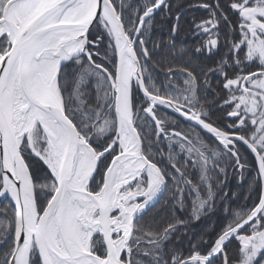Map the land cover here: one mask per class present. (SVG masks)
Instances as JSON below:
<instances>
[{
  "label": "snow or ice",
  "instance_id": "snow-or-ice-1",
  "mask_svg": "<svg viewBox=\"0 0 264 264\" xmlns=\"http://www.w3.org/2000/svg\"><path fill=\"white\" fill-rule=\"evenodd\" d=\"M0 264H264V0H0Z\"/></svg>",
  "mask_w": 264,
  "mask_h": 264
}]
</instances>
